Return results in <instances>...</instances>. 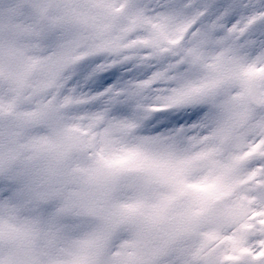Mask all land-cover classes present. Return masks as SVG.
<instances>
[{
  "label": "snow or ice",
  "instance_id": "6c2138e0",
  "mask_svg": "<svg viewBox=\"0 0 264 264\" xmlns=\"http://www.w3.org/2000/svg\"><path fill=\"white\" fill-rule=\"evenodd\" d=\"M0 264H264V0H0Z\"/></svg>",
  "mask_w": 264,
  "mask_h": 264
},
{
  "label": "rangeland",
  "instance_id": "374dc122",
  "mask_svg": "<svg viewBox=\"0 0 264 264\" xmlns=\"http://www.w3.org/2000/svg\"><path fill=\"white\" fill-rule=\"evenodd\" d=\"M29 75H31V73H29ZM120 164H124V165H127V166H131V167H139L141 166V163L140 161H136V160H126V161H120L118 162ZM160 175L161 176H166L167 175V172L165 170H161L160 172ZM200 186V185H199ZM199 186H196V189H198L197 191L199 192H206L211 188V191H213V188H215L214 186L212 185H201L200 188ZM204 186H206V188H204ZM200 189V190H199ZM214 192V191H213ZM173 226L168 224V223H165V224H162L161 228H163V231H161V234L162 232L166 231V230H169L171 229Z\"/></svg>",
  "mask_w": 264,
  "mask_h": 264
},
{
  "label": "bare ground",
  "instance_id": "6f19581e",
  "mask_svg": "<svg viewBox=\"0 0 264 264\" xmlns=\"http://www.w3.org/2000/svg\"><path fill=\"white\" fill-rule=\"evenodd\" d=\"M255 151V150H254ZM213 191L214 193H216V189L213 188ZM212 192L211 190H208L207 193H210ZM230 191H227V192H223V193H220V195H223V196H227V195H230ZM215 195V194H214ZM165 222L164 221H161L160 223H158L156 226H155V229L153 232H150L148 235H147V243L151 244L155 241H157L159 238H160V235H161V231H163V228H161L160 225L164 224ZM153 233V234H152ZM163 233V232H162Z\"/></svg>",
  "mask_w": 264,
  "mask_h": 264
}]
</instances>
